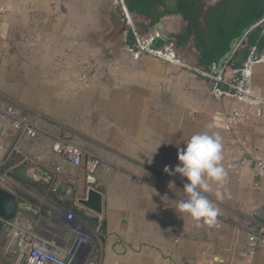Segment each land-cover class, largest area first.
Segmentation results:
<instances>
[{
    "label": "crops",
    "instance_id": "0c3cea01",
    "mask_svg": "<svg viewBox=\"0 0 264 264\" xmlns=\"http://www.w3.org/2000/svg\"><path fill=\"white\" fill-rule=\"evenodd\" d=\"M160 24L162 35L176 33L180 19L156 22L155 33ZM134 46L112 0H0L4 74L16 75L11 62H19L20 76L29 78L21 106L38 110L73 134L88 157L102 160L97 188L104 193V217L77 204L88 187L84 175L76 199L78 216L104 222L99 264H264V247L251 256L247 243L253 226L264 225L256 217L264 209L257 168L264 155V112L258 116L254 100L228 84L139 55ZM253 71L254 91L264 99V62ZM227 78L235 81V72ZM232 108L247 113L244 124H226L223 113ZM205 131L222 137L227 176L205 193L219 210L215 224L196 227L179 208L186 178L164 169H174L178 149ZM32 144L39 140L21 146L32 151ZM47 156L62 168V181L74 168L85 173L52 152Z\"/></svg>",
    "mask_w": 264,
    "mask_h": 264
},
{
    "label": "built area",
    "instance_id": "2783aa9c",
    "mask_svg": "<svg viewBox=\"0 0 264 264\" xmlns=\"http://www.w3.org/2000/svg\"><path fill=\"white\" fill-rule=\"evenodd\" d=\"M115 1H117L116 5L121 8L124 21L134 37V49L139 55H148L166 63H175L196 73L207 74L215 81L224 83L222 72L217 75L202 72L188 66L176 54L156 48L155 39L159 38L160 34L142 37L137 31L124 1ZM262 22L264 23V21ZM262 62H264V56L258 54L256 47H253L252 54L240 73V79L229 85L238 96H247L254 100L258 116H262L264 112V99L257 96L254 91L253 68ZM223 118L229 127H237L245 123L248 115L242 109L232 108L223 113ZM7 131L14 135V141L9 149L5 150L6 159L9 160L18 156L21 165L30 166L32 178L39 180L38 160L26 153L21 145L24 142L34 140L40 133V129L36 124L30 122L25 114H18L12 106L0 101V136L6 135ZM3 150V146L0 144V153ZM52 150L55 156L70 161L75 167H84L85 183L88 187L98 186V172L102 167V160L99 157L89 156L85 158L84 151L66 138H58ZM257 168L260 181L264 183V155L259 159ZM8 171L4 169L0 172V188L5 189L2 181ZM55 173L57 174L45 175L44 180L47 184H53L54 191L57 192L58 185L62 183V168L57 167ZM19 209L18 203L16 216L11 221L0 218V222L3 223L9 234L5 253H9L15 258L14 264H99V259L96 258L94 239L98 240L101 229H91L84 218L73 212H68L61 221L57 222L56 227L44 225L41 222L34 224L26 216L20 215ZM247 243L248 254L251 256L255 254L258 248L264 247V225L250 231Z\"/></svg>",
    "mask_w": 264,
    "mask_h": 264
},
{
    "label": "trees",
    "instance_id": "16d2710c",
    "mask_svg": "<svg viewBox=\"0 0 264 264\" xmlns=\"http://www.w3.org/2000/svg\"><path fill=\"white\" fill-rule=\"evenodd\" d=\"M123 1L142 37L160 34L155 33L156 22L178 17V31L160 34L155 39V47L176 54L188 66L202 72L211 75L222 72L225 84L240 79L253 47L258 54L264 51V0H219L212 5L205 0ZM231 72H235L233 82L227 78ZM24 183L29 185L27 180ZM64 205L81 216L74 200H66ZM88 224L93 230H102L100 239L103 240L104 222L90 221ZM4 231L6 229L0 222V234ZM99 256L96 248V258Z\"/></svg>",
    "mask_w": 264,
    "mask_h": 264
},
{
    "label": "rangeland",
    "instance_id": "374dc122",
    "mask_svg": "<svg viewBox=\"0 0 264 264\" xmlns=\"http://www.w3.org/2000/svg\"><path fill=\"white\" fill-rule=\"evenodd\" d=\"M112 2L115 5L117 4V1L115 0H112ZM4 66L5 63L0 62V101L6 105L12 106L18 114H25L30 122L37 125V127L40 129V133L34 139L39 140V145L37 146V144H32L30 147L32 151L29 149H24L26 153L33 156L39 162V180L32 178L30 166H26L24 164L21 165V160L18 156H14V158L12 157L9 160L6 159L7 155L5 150H8L9 146L13 143L14 135L7 131L6 135L0 136V144H2L4 149L0 153V172L4 169L9 170L2 181V185L7 191L14 195L16 199H18V203L20 205V215L26 216L28 220L30 222L32 221L34 224L41 222L44 225L56 227L58 221H61L68 212H72L71 210L69 211V209L64 204L66 200H74L76 202L80 191V189L77 187H81V182L83 180V175L85 177V173L81 169H75V166L70 163L72 164L70 168H74V171L72 174H69L70 177L63 178L62 183L58 185V191L55 192L54 185L47 184L44 180L45 175L57 174L55 173L56 166H52L53 164L48 159L49 157L47 154L49 152L54 154L52 147L58 138H68L71 135L69 138L72 140V142L76 145H78V143L76 142V138L73 136V134L63 133V130L60 126H55L47 119L40 117L37 114L38 110L34 109V112H29L21 106V87L24 83L23 81H25L24 84H26L29 78H22L20 76L19 62H11V66L13 67L12 73H16V75H13V77L5 76L4 70L6 69ZM14 67H16V69ZM57 120L60 119L57 118ZM42 153L44 154L42 155ZM84 155L85 158L88 157L85 153ZM2 174H4V172H2ZM26 180L28 181L29 185L24 183ZM72 182L75 184V186ZM69 191H71V193H68ZM99 238L100 237L98 234V240L94 239V244L95 248H97L100 252L102 239ZM8 240L9 234L6 230L0 234V264H14L15 262V258L11 256V254L5 253V247L8 243Z\"/></svg>",
    "mask_w": 264,
    "mask_h": 264
},
{
    "label": "clouds",
    "instance_id": "9594fccd",
    "mask_svg": "<svg viewBox=\"0 0 264 264\" xmlns=\"http://www.w3.org/2000/svg\"><path fill=\"white\" fill-rule=\"evenodd\" d=\"M182 149H178L179 164L164 171L169 175L179 174L186 178L183 187L184 198L180 200L181 212L187 213L196 222V227L213 225L216 222L218 208L205 195L211 184L223 185L227 173L222 165L223 143L218 133L205 131L194 134ZM218 198H223L217 192Z\"/></svg>",
    "mask_w": 264,
    "mask_h": 264
},
{
    "label": "water",
    "instance_id": "95a60500",
    "mask_svg": "<svg viewBox=\"0 0 264 264\" xmlns=\"http://www.w3.org/2000/svg\"><path fill=\"white\" fill-rule=\"evenodd\" d=\"M159 33L166 34L164 25L158 26ZM77 204L86 211L94 214L98 219L104 217L105 199L104 193L97 187H87L85 196L77 199ZM18 200L7 190L0 188V218L11 221L16 216ZM256 217L264 222V209L256 213Z\"/></svg>",
    "mask_w": 264,
    "mask_h": 264
}]
</instances>
